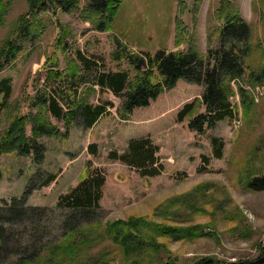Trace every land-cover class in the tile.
<instances>
[{"label": "rangeland", "instance_id": "1", "mask_svg": "<svg viewBox=\"0 0 264 264\" xmlns=\"http://www.w3.org/2000/svg\"><path fill=\"white\" fill-rule=\"evenodd\" d=\"M3 1L7 5L0 19V42L13 30L17 16L28 9L27 0ZM85 5L86 0H79L72 10L46 7L37 16L30 14L32 26L36 18H41V33L24 42L19 39L23 49L0 66V79L9 77L11 83L7 98L0 93V134L16 108L26 110L21 96L24 91H32L29 79L41 70L43 81L42 66L56 47L57 33L65 32L64 48L68 51L80 48L114 68L116 62L109 57L114 47L113 32L122 35L134 50L192 46L204 55L208 48L216 47L215 30L234 10L249 25L251 40L261 39L264 45V0H123L112 22V32L93 27L84 18ZM176 36L181 40L176 42ZM62 51H57L61 66ZM239 77L253 99L248 116H241L240 99L234 92L228 96L236 108L233 115L216 120L202 133L187 127L190 114L176 120L184 103L191 102V113L203 110L197 101L201 85L179 78L149 104L135 107L128 119H122L116 110L120 98L104 91L100 96L114 103L110 112L89 128L73 124L67 136L40 137L46 147L40 163L16 151L1 153L0 206H10L13 198L27 196L25 204L41 209L29 215V220L7 225L12 233L11 244L0 252V259L5 260L1 264L19 255H37L48 244L60 241L71 226L78 229V240L85 236V244L71 263L67 254L53 251V264H130L104 235L107 221L129 217H145L177 227L200 225L203 232H211L210 236L190 239L160 236V250L139 257L140 264H193L206 256L224 261L252 257L257 244L264 242V189L250 190L243 180L264 168V82L252 85L246 75ZM146 135L158 145L162 163L159 173L142 175L109 155L113 150L122 152L131 137ZM92 142L96 143L95 152L88 148ZM215 148L220 151L218 156ZM95 167L105 175L99 207L78 216L72 208L58 205L59 196ZM39 168L56 173L55 179L25 195L30 178ZM221 209L230 218L223 217ZM85 226L88 229L83 231ZM25 237L28 249L23 253L12 242L25 245ZM10 245L14 251H10Z\"/></svg>", "mask_w": 264, "mask_h": 264}, {"label": "trees", "instance_id": "2", "mask_svg": "<svg viewBox=\"0 0 264 264\" xmlns=\"http://www.w3.org/2000/svg\"><path fill=\"white\" fill-rule=\"evenodd\" d=\"M78 1L27 0L28 9L17 16L12 23L13 30L0 42V66L7 57L15 56L23 49L20 41L33 39L41 33V18H36V23L32 26L30 14L37 16L46 7L53 8V11L56 8L72 10ZM122 2L123 0H86L82 12L84 18L91 21L96 29L112 32V22ZM6 5V1L0 0V19L6 13ZM215 33L216 47L208 48L203 55L192 46L174 50L165 47L153 51L142 48L134 50L122 35L113 32L114 47L109 57L116 62L114 68L107 66L100 57L87 54L80 48L68 51L64 48L67 46L63 40L65 32L57 33L56 47L46 56L42 66L43 81H40L41 70L29 79L32 91H24L21 96L22 108L25 107L26 110L16 108L0 134V154L16 151L30 155L34 162L40 163L46 149L40 137L67 136L73 124L89 128L101 116L110 112L114 103L111 99L100 96L104 91H111L120 98L116 110L122 119H128L135 107L149 104L162 91L171 88L179 78L202 87L197 101L203 106V110L191 113L192 104L187 102L176 114V120L190 114L186 125L192 131L202 133L216 120L233 115L236 108L230 103L228 96L234 92H237L240 99L241 116L247 117L253 99L239 82V76L246 75L252 85L264 82V45L261 39L251 40L249 25L234 10L224 16ZM180 38L176 36L175 41H180ZM59 49L63 50V66L59 62ZM0 93L5 98L10 95L9 77L0 79ZM212 141H216L214 137ZM88 148L95 152L96 143H89ZM157 150L158 145L146 135L131 137L122 152L113 150L109 155L135 167L142 175H154L162 170ZM214 154L218 156L220 151L215 148ZM55 177L56 173L39 168L30 178L25 195L47 185ZM104 181L105 175L101 168L95 167L92 171L89 168L75 186L59 196L57 203L72 208L78 216L86 215L99 207ZM243 181V185L250 190L264 189V168L246 175ZM26 197L13 198L10 206H0V252L6 244H11L9 237L12 233L7 225L29 220V215H34V211H41L40 208L25 204ZM221 213L223 217L230 218L222 209ZM87 226L83 231L88 229ZM77 230L72 226L67 227L61 240L48 244L38 256H29V253L19 255L7 264H32L34 261L53 264L50 257L53 251L57 255L67 254L71 263L85 244V236L78 240ZM244 233L248 237V232ZM104 235L118 248L123 259L130 264H140L142 259L139 257H148L160 250L162 246L157 242L160 236H168L173 240L190 239L210 236L211 232H203L200 225L177 227L145 217H129L125 220L107 221ZM25 238V245L12 242L23 253L28 249V238ZM255 249L256 253L250 258L224 261L206 256L198 258L193 264H264V242L257 244ZM10 251H14L11 245ZM4 261L0 259V264Z\"/></svg>", "mask_w": 264, "mask_h": 264}]
</instances>
